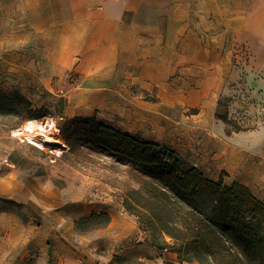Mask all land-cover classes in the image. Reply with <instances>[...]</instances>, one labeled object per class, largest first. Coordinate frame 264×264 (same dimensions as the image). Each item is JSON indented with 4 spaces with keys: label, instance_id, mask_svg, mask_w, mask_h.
<instances>
[{
    "label": "crops",
    "instance_id": "crops-1",
    "mask_svg": "<svg viewBox=\"0 0 264 264\" xmlns=\"http://www.w3.org/2000/svg\"><path fill=\"white\" fill-rule=\"evenodd\" d=\"M15 2L23 17L25 3H32L34 19L38 10L42 20L33 27L50 35L48 63L73 65L72 71L81 80H102L106 82L103 89L113 94L120 89L125 94L124 108L118 106L117 97L114 101L126 112V119L130 108L146 107L142 99L126 95L127 85L152 90L155 86L205 83L203 87L217 91L224 82L245 81L253 99L264 93V0ZM59 51L65 55L60 57ZM159 104L191 106L190 100L179 97L162 96ZM165 118L168 137L183 141L192 151H200L198 133L202 131L216 142H225L224 122L208 112L186 114L178 121ZM141 122L143 126L147 123ZM148 124L160 130L157 123ZM258 125L256 130L234 133L229 139L232 144L260 150L264 128L261 122ZM22 186L14 178L0 179V199L7 202L0 208V264H116L117 256L131 255L141 264H184L176 253H158L143 244L141 231L122 206L101 208L98 203L102 202L86 201L79 193L70 197L63 193L62 198L48 202L40 196L43 193L29 191V207L42 218L35 225L18 215V206L8 204L20 203ZM97 212L110 217L107 226L75 231V223Z\"/></svg>",
    "mask_w": 264,
    "mask_h": 264
},
{
    "label": "rangeland",
    "instance_id": "rangeland-1",
    "mask_svg": "<svg viewBox=\"0 0 264 264\" xmlns=\"http://www.w3.org/2000/svg\"><path fill=\"white\" fill-rule=\"evenodd\" d=\"M24 6L23 17L15 0H0V179L14 178L24 186L19 194L20 205L12 201L8 203L18 206L19 216L31 220L35 225L42 221L39 212L29 207V191L43 193L40 196L48 202L52 198L53 201L62 198L63 193L68 197L79 193L86 201L102 202L98 203L101 208L122 206V210L141 231L143 244L158 253L168 252L159 251L150 245L152 232L143 229V224H139L137 218L126 209L131 205L142 212L128 196H131L130 191L142 189V184L149 181V178L145 179L144 170L136 169L129 163L118 162L113 155L95 151L87 145L71 150L69 146L64 148L52 140L50 146L40 148L26 141L22 134L17 135V130L27 121L36 120L45 126L53 120L57 131H49V138L65 142L61 134L64 122L79 115L94 117L123 133L174 150L188 165L200 169L207 179L217 181L221 177L225 185L242 183L264 203V136L260 150L252 145L232 144L229 139L234 133L246 134L258 129L260 122L264 128V93L258 99H253L245 88V81L224 82L217 91L203 87L205 83L155 86L152 90L146 87L135 88L134 85L128 88L127 85L126 95L142 99L146 107L130 108L126 119V112L120 109L124 108L121 107V101L125 95L120 89H116L117 94H113L109 92L110 89H103L106 82L102 80H81L72 71L73 65L52 66L48 63L47 45L50 35L35 31L34 22L42 19H38V10L37 19H34L32 3H25ZM60 43L64 44V41ZM58 55L62 57L65 52L59 51ZM11 93L21 95L24 98L22 104L16 106L10 102ZM162 96L164 99L179 97L181 101L190 100L191 106L160 105ZM115 97L119 102L115 103ZM113 104L116 107H112ZM202 111L210 113L211 118L224 120L225 142H216L215 138L210 139L202 131L197 135L201 140L200 151H192L183 145V141L168 137L169 123L165 117L178 121L186 114L198 116ZM142 119L147 121L145 126ZM148 122L157 123L160 130H153ZM6 205L7 202L0 199V208ZM98 221L100 227H105L110 217L107 224L105 220ZM95 222L93 220L83 225L75 223V231H92L96 227ZM157 234L161 239L163 237L165 241H170L169 237L162 236L160 232ZM115 259L116 264H141L134 255L129 258L117 256Z\"/></svg>",
    "mask_w": 264,
    "mask_h": 264
},
{
    "label": "trees",
    "instance_id": "trees-1",
    "mask_svg": "<svg viewBox=\"0 0 264 264\" xmlns=\"http://www.w3.org/2000/svg\"><path fill=\"white\" fill-rule=\"evenodd\" d=\"M9 98L16 106L24 101L15 93ZM63 126L62 138L71 150L87 145L146 172L149 181L128 196L143 214L131 205L126 209L152 232L150 245L176 252L183 263L264 264V203L247 186L225 185L221 177L209 180L176 151L91 116L67 119ZM93 220L98 228V220L107 224L109 216L91 214L76 224Z\"/></svg>",
    "mask_w": 264,
    "mask_h": 264
},
{
    "label": "bare ground",
    "instance_id": "bare-ground-1",
    "mask_svg": "<svg viewBox=\"0 0 264 264\" xmlns=\"http://www.w3.org/2000/svg\"><path fill=\"white\" fill-rule=\"evenodd\" d=\"M52 122L53 120L48 121V123L45 126H43L42 124L36 122L35 120L27 121L22 127H20L21 129L20 133L26 136L32 143H34V141L38 142V140L42 139V137L44 136L46 137L44 140H48L50 143H52V140H54V142L58 143V145H62L64 148L65 147L68 148V146L59 139L47 138V135L53 125ZM54 131L56 132L57 129H54Z\"/></svg>",
    "mask_w": 264,
    "mask_h": 264
},
{
    "label": "built area",
    "instance_id": "built-area-1",
    "mask_svg": "<svg viewBox=\"0 0 264 264\" xmlns=\"http://www.w3.org/2000/svg\"><path fill=\"white\" fill-rule=\"evenodd\" d=\"M35 121H36V120H35ZM36 122H38V121H36ZM54 128H55L54 125H52V128L50 129V132H51L52 130H54ZM20 132H21V129L19 128V130H17V135H18V136L21 134ZM49 136H50V135H48L47 138H49ZM23 137H24V139H25L26 141H28L29 143H31V144H33V145L35 144L36 146H39V144H40V146H39L40 148H46V147L50 146V142H49L48 140H44V139L46 138V137H44V136L42 137V139L38 140V142H35V141H34V143H32V142H31L26 136L23 135ZM50 138H51V137H50ZM50 138H49V139H50Z\"/></svg>",
    "mask_w": 264,
    "mask_h": 264
}]
</instances>
